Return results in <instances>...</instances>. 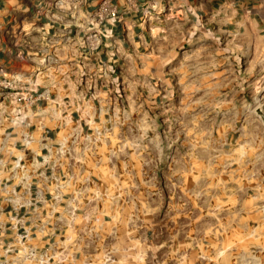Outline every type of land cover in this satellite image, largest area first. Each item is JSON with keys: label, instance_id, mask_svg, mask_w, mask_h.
<instances>
[{"label": "crops", "instance_id": "0c3cea01", "mask_svg": "<svg viewBox=\"0 0 264 264\" xmlns=\"http://www.w3.org/2000/svg\"><path fill=\"white\" fill-rule=\"evenodd\" d=\"M56 1L0 0V79L15 81L10 95L0 93V178L8 180L12 161L23 157L31 182L23 199L34 200L41 186L34 160L53 150L62 181L44 183L39 217L57 225L60 251L77 254L62 264H106L107 255L117 264H142L138 221L90 206L94 155L103 145L141 142V115L157 108V81L167 92L176 63L183 78H197L188 102L182 95V110L213 116L199 114L194 124L214 128L215 137L226 128L229 154H245L238 169L245 182L230 189V237L264 238V121L256 113L264 115V0H113L119 20L101 28L91 17L103 0ZM93 30L106 35L90 51L83 41ZM28 91L40 97L15 102ZM37 243L45 248L47 240ZM260 254L257 264H264V248Z\"/></svg>", "mask_w": 264, "mask_h": 264}, {"label": "rangeland", "instance_id": "374dc122", "mask_svg": "<svg viewBox=\"0 0 264 264\" xmlns=\"http://www.w3.org/2000/svg\"><path fill=\"white\" fill-rule=\"evenodd\" d=\"M174 67L169 92L159 79L161 101L151 114L141 115V142L103 145V154L94 155L96 197L90 206L95 205V214H122L138 221L142 264H257L264 238L230 237L236 226L230 221V189L245 182L238 171L245 154H229L226 128H219L215 137L214 128L195 126L199 114L213 116L182 110V95L188 102L197 78H187V73L183 78L181 64ZM197 96L191 94V101ZM156 245L158 252L151 253ZM253 248L259 251L255 256ZM113 257L106 264H117Z\"/></svg>", "mask_w": 264, "mask_h": 264}, {"label": "built area", "instance_id": "2783aa9c", "mask_svg": "<svg viewBox=\"0 0 264 264\" xmlns=\"http://www.w3.org/2000/svg\"><path fill=\"white\" fill-rule=\"evenodd\" d=\"M60 0H57L58 3ZM56 3V4H57ZM119 11L113 0H103L92 13V19L101 28L103 25H115L119 20ZM106 32L91 31L84 38V46L90 50H98ZM15 88V81L6 78L0 79V93L3 96L11 94ZM28 91L17 96L16 103L28 104L39 98ZM23 126L29 127L26 122ZM31 143V137L25 136V147ZM47 153L41 160H34L39 167L38 177L41 180L40 189L36 191L35 199L24 201V195L29 192L31 182L27 174L28 168L23 157H16L11 164V177L8 180L0 178V264H62L66 260L74 262L76 253L68 247L60 251L59 242L55 240L54 231L58 229L51 223V218L39 217V208L44 202L45 182L53 181L58 184L62 181L58 173L59 165L53 160V150L46 149ZM64 153V149H61ZM61 156V154H56ZM64 155V154H63ZM2 165V164H1ZM1 177V175H0ZM21 180L18 184L17 181ZM28 187H27V185ZM20 190H24L21 193ZM30 193V192H29ZM37 239L47 240L45 248H40ZM70 250V251H69ZM69 256V257H67ZM112 256H105L109 262ZM112 261H114L112 259Z\"/></svg>", "mask_w": 264, "mask_h": 264}, {"label": "water", "instance_id": "95a60500", "mask_svg": "<svg viewBox=\"0 0 264 264\" xmlns=\"http://www.w3.org/2000/svg\"><path fill=\"white\" fill-rule=\"evenodd\" d=\"M256 113H257V115H259V116L263 119V121H264V115H263L262 110H261L260 108L257 109Z\"/></svg>", "mask_w": 264, "mask_h": 264}]
</instances>
